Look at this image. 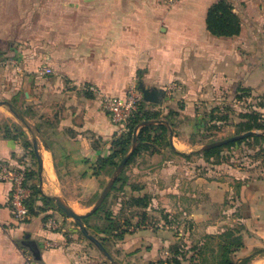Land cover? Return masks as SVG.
<instances>
[{
	"label": "crops",
	"instance_id": "obj_1",
	"mask_svg": "<svg viewBox=\"0 0 264 264\" xmlns=\"http://www.w3.org/2000/svg\"><path fill=\"white\" fill-rule=\"evenodd\" d=\"M68 1L66 14L61 13L59 0H50L51 12L42 5L43 0L35 6L36 38L42 40L45 49V62L39 68L48 66L53 74H58L49 79L52 85L43 86L39 82L31 85L30 79L28 90L24 92L30 103L46 104L44 109L53 111L48 112L45 119L52 138L37 142L42 168L38 167L37 178L27 181L28 185L37 184L48 197L61 190L62 182L75 181L72 172L81 171V179H92L90 171L96 158L109 154L110 142L117 135L102 107L103 95L123 96L128 86H139V83L157 88L162 97L168 95V99L151 103L147 108L160 111L162 116L173 110L179 113L173 118L175 122L180 114L189 112L194 101L207 99L222 86L236 83L235 72L230 74L229 70L233 64L226 62L231 51L228 45L235 39L246 47L247 41L259 36L258 22H264V0H244L240 9L229 0L241 19V31L233 37H215L206 29V11L216 0H175L170 4L162 0ZM30 21L27 18L26 23ZM22 60L25 61L24 57ZM247 81L244 77L243 84ZM31 89L41 95L36 96ZM87 92L92 97H88ZM172 93L175 97L170 96ZM178 101L182 107L175 106ZM27 112L24 111V116ZM1 133L0 160L15 162L22 156L28 157V150L19 140L4 138ZM171 144L179 152H193L179 148L185 143L175 132ZM30 162L28 173L36 168L35 159L31 158ZM209 185L213 190L205 195L219 194V181L213 178ZM250 185L248 182L244 188L249 189L250 200L245 199L249 209L242 222L246 234L242 255L262 250L247 264H264V177L255 190ZM10 187L9 183L0 182V264H24V255L33 257L22 244L26 239L34 240L40 250V262L34 261V264H86L88 252L73 221L57 206L44 205L40 197L36 204L41 210L36 216L15 220L8 202ZM175 192L180 193L182 199H186L185 194L196 196L194 191L181 194V190L176 189ZM62 197L72 207L67 197ZM48 220L55 226H46ZM121 246L117 244V248L125 249L123 244ZM111 254L116 257L115 253ZM146 261L153 262L149 258L141 260ZM121 264H125L124 261Z\"/></svg>",
	"mask_w": 264,
	"mask_h": 264
},
{
	"label": "rangeland",
	"instance_id": "obj_2",
	"mask_svg": "<svg viewBox=\"0 0 264 264\" xmlns=\"http://www.w3.org/2000/svg\"><path fill=\"white\" fill-rule=\"evenodd\" d=\"M40 1L0 0V101L4 102L0 105V128L4 129L5 125H9L12 129L23 130L31 141L35 138L37 142H45L52 138L51 128L45 119L48 112L51 114L53 111L44 109L46 104L37 103L35 106L30 103L24 93L28 90L30 79L33 81L31 85L36 82L43 86L52 85L53 82L50 83L49 79L58 74L41 75L35 71L45 62L44 44H41V39L36 38L35 28V6ZM174 1L162 0V3L170 4ZM68 2L59 0L61 13H67L65 6ZM233 2L239 9L245 4L244 0ZM50 4V0L42 2L51 12ZM79 9L81 10V6ZM27 18L31 20L28 23ZM9 20L12 22H8ZM258 26L259 36L247 41L246 47L235 39L228 45L231 51L226 62L233 64L229 70L230 74L235 72L236 83L222 86L207 99L194 101L189 112L176 117L175 133L185 143L179 146L181 150L201 151V146L210 140L216 141L241 133L240 123L246 122V114L256 113L259 122L264 123V22H258ZM225 46L228 47L227 44ZM223 52L225 51L221 53ZM22 56L27 63L22 60ZM13 60L17 63H13ZM28 61H32V65ZM38 62L39 65H35ZM224 66L226 69L225 64ZM244 77L248 80L246 85L243 84ZM30 92H34L33 89ZM34 93L36 96L40 94L38 91ZM170 96L175 97L173 93ZM167 99L168 95L163 96L161 101L166 102ZM6 102L19 112H29L19 119L8 110ZM180 104L178 101L175 106L180 107ZM220 117H224L223 120H216ZM36 126L40 128L38 132ZM173 141L178 143L177 139L173 138ZM155 145L158 153H139L124 170L132 181L128 180L123 190L119 189L118 184L107 199L106 208L115 214L119 211L125 217L136 214L131 217L132 226L122 241L109 239L107 242L110 252L115 253L120 260L113 254L112 257L125 264H178L174 263V259L179 264H218V244L222 240L219 235L224 230L234 229V233L239 234L244 243L246 234L242 222L249 209L245 199L250 200V191L244 188L251 182L250 187L255 190L264 177V141L248 139L231 147L224 146L213 157L207 158L201 155L185 158L171 154L163 143ZM29 151L28 157L33 159ZM93 171L92 166V179H81V171L72 172L75 181L62 182L61 190L55 195H65L73 209L85 213L112 175L108 171L93 175ZM213 178L219 181L221 191L210 197L205 194H210L213 190L209 185ZM176 189L181 190V194L194 191L196 196L188 197L185 194L186 199H182L180 193H173ZM131 196H147V207L129 206ZM204 206L208 208L204 210ZM200 211L205 212L203 214ZM142 213L145 215L144 219ZM81 240L85 243L84 249L88 252L86 261L89 264L94 261L97 264H111L88 239L81 236ZM117 244L121 248L123 244L125 249L117 248ZM174 245L179 247L178 254L172 251L171 247ZM243 247L234 257L244 256ZM147 257L153 262L142 263L141 260L148 259Z\"/></svg>",
	"mask_w": 264,
	"mask_h": 264
},
{
	"label": "trees",
	"instance_id": "obj_3",
	"mask_svg": "<svg viewBox=\"0 0 264 264\" xmlns=\"http://www.w3.org/2000/svg\"><path fill=\"white\" fill-rule=\"evenodd\" d=\"M205 24L207 31L215 37H233L239 35L241 31V19L238 13L234 10L233 4L229 0H216L213 2L206 11ZM140 76V73H139ZM138 87V85H137ZM88 97H92V94L87 92ZM8 109L12 112L17 118L22 119L24 117V111L19 112L13 105L7 103ZM147 103L143 101L140 104L138 111L132 117V119L127 124V130L121 136H115L110 142V152L106 156H98L94 162L93 166V175H98L102 171H108V174L111 175L114 169L117 167L121 159L129 152L132 145L133 134L135 127L141 123L143 120L148 119H164L166 120L173 132L174 124L173 121L176 113L173 110H169L166 115H161L160 111H150V108H147ZM182 107V106H180ZM246 122L240 123L239 132L244 133L247 131H255L254 129L261 130L255 131L259 134H254L249 137H245L236 141L228 142L220 147H215L212 149L204 151H194L189 154L177 151L170 142L168 128L163 124H151L146 125L138 129L137 132V145L135 151L132 153L128 161L126 162L123 170L115 180L110 191L105 197L101 206L91 215L83 218V223L88 230V232L97 238L105 249L111 254L107 242L109 239H114L115 242L122 241L124 236L128 233L132 226L131 217H135L136 214L132 213L131 216H123L121 211L115 214L112 210L106 208L107 199L110 196V192L116 189L119 184V189L124 188L128 182V177L126 176L124 170L125 168L133 161V159L143 151H149L150 153H158V149L155 147V144L163 143V145L168 149L171 154H176L189 158L192 155H201L205 158L213 157L216 153L220 152L221 148L224 146L231 147L236 143H242L248 139H253L256 142L264 141V123L259 122L258 114H246ZM224 117H220L216 120H223ZM36 130H40L39 126H36ZM2 136L4 138L19 140L22 146L26 150H30L31 156L35 159L36 168L32 170L27 175V179H35L38 176V162L37 157L33 150L32 141L28 139L25 132L19 129H12L9 125H5L4 129L0 128ZM238 133V134H241ZM210 142H213L210 140ZM209 143V142H208ZM207 144V143H206ZM48 148L47 144H44ZM264 154V150H263ZM264 160V157H263ZM31 199L27 202L29 216H36L41 210L40 206L36 204L38 197L43 200L44 205L56 206L51 197L45 196L37 184L31 183ZM147 196H131L128 200L129 206H136L145 208L148 205ZM92 205V204H90ZM144 219V213L141 214ZM234 229L228 228L224 230L219 236L222 238L221 242L218 244L217 252V261L218 264H247L250 259L256 254L261 253L262 250H255L250 255L239 258L234 257V254L237 253L243 246L242 237L238 234L236 235ZM79 233H82L79 230ZM84 237V236H83ZM85 238V237H84ZM86 239V238H85ZM87 240V239H86ZM172 251L174 253H179L178 246H172ZM40 262V260H35ZM166 263V262H164ZM174 263H180L178 260L174 259Z\"/></svg>",
	"mask_w": 264,
	"mask_h": 264
},
{
	"label": "built area",
	"instance_id": "obj_4",
	"mask_svg": "<svg viewBox=\"0 0 264 264\" xmlns=\"http://www.w3.org/2000/svg\"><path fill=\"white\" fill-rule=\"evenodd\" d=\"M38 72L41 75L53 74V70L48 66H42ZM143 101L142 92L135 84L128 86L123 96L103 95L101 97L102 107L114 124L117 136L126 132L128 122ZM30 167L31 162L27 156H22L15 162L0 160V182L9 183L11 186L8 202L11 214L17 221H24L29 217L27 200L31 196V189L27 183V175ZM46 226L54 227L55 223L48 220ZM23 258L24 264H34L35 260L30 255H24Z\"/></svg>",
	"mask_w": 264,
	"mask_h": 264
},
{
	"label": "water",
	"instance_id": "obj_5",
	"mask_svg": "<svg viewBox=\"0 0 264 264\" xmlns=\"http://www.w3.org/2000/svg\"><path fill=\"white\" fill-rule=\"evenodd\" d=\"M139 89L142 92L143 95V100L147 103H152V104H156L159 103L162 97V92L161 90L157 89V88H148L145 87L142 83H139ZM4 102L0 101V105H3ZM151 124H163L168 128L169 131V139L170 142L172 143V137H173V130L170 126V124L164 120V119H148V120H143L141 123H139L134 130V134H133V140H132V145H131V149L129 150V152L121 159V161L119 162V164L117 165V167L114 169L112 175L110 176L109 180L106 182L104 188L102 189L101 193L99 194L98 198L96 199V201L92 204V206L85 212V213H79L77 212L75 209H73L67 202L66 200L61 196V195H54L52 196V200L53 202L56 204V206L65 214V216H67L68 218H70L73 223L77 226V228L80 230V232L82 233V235L88 239L92 244H94V246L103 254V256L111 263V264H121L118 261H116L112 255L105 249V247L101 244V242L95 238L93 235H91L88 230L86 229L84 223H83V218L86 216L91 215L92 213H94L103 203L105 197L107 196L108 192L110 191L112 185L114 184L115 180L117 179V177L119 176V174L121 173V171L123 170L126 162L128 161V159L130 158V156L132 155V153L135 151L136 149V145H137V132L138 129L146 126V125H151ZM254 134H259L258 132L255 131H247L241 134H236L224 139H220V140H216L213 142H209L207 144H204L201 146L200 150L204 151V150H208V149H212L215 147H220L228 142L231 141H236L245 137H249L251 135ZM264 134V132H263ZM32 144H33V150L34 153L37 157V161H38V167L39 170H41L42 168V158L40 156L39 153V148H38V143L37 140L35 138L32 139ZM40 187H42V181L40 178ZM22 244L27 247L30 252L32 253L33 257L35 260H40L41 259V255H40V250L38 248L37 243L34 240L31 239H26L22 241Z\"/></svg>",
	"mask_w": 264,
	"mask_h": 264
}]
</instances>
